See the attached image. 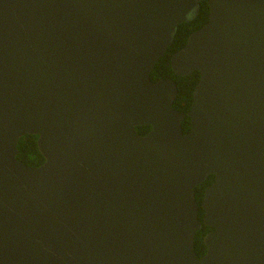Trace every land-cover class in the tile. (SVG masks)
<instances>
[{
    "label": "water",
    "instance_id": "water-1",
    "mask_svg": "<svg viewBox=\"0 0 264 264\" xmlns=\"http://www.w3.org/2000/svg\"><path fill=\"white\" fill-rule=\"evenodd\" d=\"M202 1L0 0V264H264V0H207L171 56L199 73L187 134L149 78Z\"/></svg>",
    "mask_w": 264,
    "mask_h": 264
},
{
    "label": "trees",
    "instance_id": "trees-1",
    "mask_svg": "<svg viewBox=\"0 0 264 264\" xmlns=\"http://www.w3.org/2000/svg\"><path fill=\"white\" fill-rule=\"evenodd\" d=\"M209 7L207 0L200 3V10L196 18L188 23L178 25L174 39L170 46L166 49L164 55L154 65L149 78L152 83L159 80H173L176 84L177 97L173 102L172 108L184 114V119L180 123L183 134H187L190 129V121L187 113L190 110L192 103V92L199 81V73L197 71L191 72L187 76H176L170 68L171 56L183 48L187 42L188 36L200 29L208 21ZM151 129L150 126L136 127L135 131L139 136L147 134ZM38 136L32 134H25L17 141L18 153L15 157L16 161L30 167H40L44 163V158L37 147ZM214 181V176L210 175L207 179L194 187V199L198 207L197 220L201 223V228L195 233L193 238V250L198 258L205 254V247L203 245V237L212 229L202 224L204 211L201 207V202L204 196V190Z\"/></svg>",
    "mask_w": 264,
    "mask_h": 264
},
{
    "label": "flooded vegetation",
    "instance_id": "flooded-vegetation-1",
    "mask_svg": "<svg viewBox=\"0 0 264 264\" xmlns=\"http://www.w3.org/2000/svg\"><path fill=\"white\" fill-rule=\"evenodd\" d=\"M149 131H150V130H149ZM149 131H148V132H149ZM148 132H147V133H148ZM145 135H146V134H145ZM143 136H144V135H143Z\"/></svg>",
    "mask_w": 264,
    "mask_h": 264
}]
</instances>
